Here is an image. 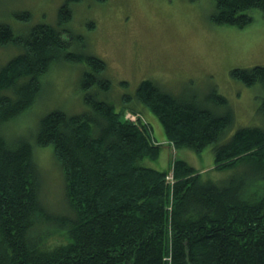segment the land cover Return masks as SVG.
Segmentation results:
<instances>
[{"label":"trees","instance_id":"obj_1","mask_svg":"<svg viewBox=\"0 0 264 264\" xmlns=\"http://www.w3.org/2000/svg\"><path fill=\"white\" fill-rule=\"evenodd\" d=\"M212 1L215 24L246 28L253 23L251 9L264 16V0ZM72 18L67 2L58 28L41 23L19 39L0 25V44L22 49L0 70V130L31 109L44 74L62 60L87 65L81 84L90 109L47 114L32 140L10 141L0 131V264H264V128L233 132L235 113L225 111L228 100L217 91L203 102L174 96L150 80L125 95L118 112L90 91L110 89L106 61L69 49ZM231 74L247 87L264 86V65ZM139 104L159 118L177 150L212 147L215 171L234 173L206 178L180 158L166 170L146 166L161 148L148 120L125 119ZM47 146L64 174L65 216L49 212L41 200L35 150ZM45 226L63 231L67 243L40 250Z\"/></svg>","mask_w":264,"mask_h":264},{"label":"rangeland","instance_id":"obj_2","mask_svg":"<svg viewBox=\"0 0 264 264\" xmlns=\"http://www.w3.org/2000/svg\"><path fill=\"white\" fill-rule=\"evenodd\" d=\"M67 2L73 13L67 25L74 37L69 49L106 61L104 76L111 83L110 89L90 91L114 104L118 112L124 108V96L135 95L143 80H150L174 96H199L203 102L217 91L228 100L225 111L232 109L235 113L233 132L243 127L264 128V86L247 87L231 74L233 69L264 65L261 11L249 10L253 23L238 29L213 23L216 5L212 0H0V25L10 26L19 39L41 23L58 28L61 7ZM20 15H26L27 21ZM21 51L13 42L0 44V70ZM87 68L85 63L56 62L44 74L42 90L31 109L2 128L1 133L10 141L32 140L38 123L47 114L57 109L69 114L90 110L81 84ZM128 110L125 119L132 124L148 120L150 136L161 148L157 161H146V166L166 170L180 158L206 178L224 180L234 173L215 171L212 147L201 153L186 147L177 150L167 140L159 118L148 108L140 105L136 112ZM129 114L133 116L129 118ZM35 152L42 174L41 200L49 212L65 216L69 205L61 164L51 146L37 147ZM43 228L49 233L41 238L40 250L56 251L67 243L63 231Z\"/></svg>","mask_w":264,"mask_h":264},{"label":"built area","instance_id":"obj_3","mask_svg":"<svg viewBox=\"0 0 264 264\" xmlns=\"http://www.w3.org/2000/svg\"><path fill=\"white\" fill-rule=\"evenodd\" d=\"M128 115V114H127ZM130 116H129V118H131L133 115H131V114H129ZM173 178V176L171 175H169V177H167V179L169 180V179H172Z\"/></svg>","mask_w":264,"mask_h":264}]
</instances>
